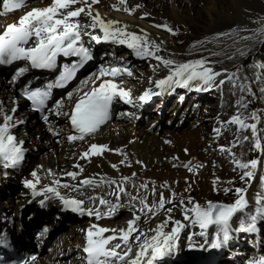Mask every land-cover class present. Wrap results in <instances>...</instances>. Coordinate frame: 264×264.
<instances>
[{
  "label": "bare ground",
  "instance_id": "1",
  "mask_svg": "<svg viewBox=\"0 0 264 264\" xmlns=\"http://www.w3.org/2000/svg\"><path fill=\"white\" fill-rule=\"evenodd\" d=\"M184 1H188L187 3L190 5L188 10L187 6H185L186 8L182 6ZM204 1L206 2H204L205 4L202 6V9H199L196 0H126L127 7L130 9L139 5V8L132 14L114 9L113 6L119 5V0H99V3L93 7L99 11L102 17L119 20L129 25V30L131 31L139 32L140 29L146 30L150 39L158 43L163 42L162 47L164 51L160 54L165 58L175 59L180 54L177 51L175 41L167 31L154 25H167L168 22L174 25L187 24L188 21L195 19V15L205 12L210 21L205 33L217 37L224 35L226 30L231 27L258 29L264 23V0ZM1 3L2 0H0V5ZM50 3L51 0H27L26 5L21 10L16 11L13 17L1 19L0 21L4 20L3 23L6 22L8 24L16 23L31 9L46 7ZM145 14H149L147 18H144ZM97 34H101L99 30H97ZM116 44L112 42L97 44L89 42L87 37H85V46H89V48L97 53L96 56L100 58L98 62L100 67L107 65L114 66L113 64H109L104 56L111 52L115 53L117 51ZM133 56L140 58L132 52L119 54V57H112L113 59L108 55V58L111 62H118L119 60L133 62ZM13 66V64L0 66V102H3V106L7 110L13 108L14 101L18 102L16 116L24 120L25 123L14 128L12 131L18 139L24 141L25 156L23 162L16 168H4L1 165L0 179L5 177L9 181V178H18L21 173H25L26 175L22 176V180L20 181L24 185V191L17 193L15 191L11 197H23L22 193L27 196L33 195V190L25 186L26 180L34 179L31 176L32 171H36L42 178L47 176V170L49 169L56 174L55 177L42 179L40 184L37 185L38 190L48 185L50 179L61 178L63 173L68 171H77L79 173L76 182L84 178H95L99 184L100 177L118 181H122L124 177H128L129 180L124 184V187L131 196L138 195V198H146L148 205L158 208L162 192L166 207L174 209L171 214L172 217L185 224L178 237V240L182 237L180 239L182 241L179 243L177 240V245H180V249L176 248L173 253L174 256L177 254L179 258H186V256L190 255L192 251L190 248L192 246L195 245L198 248L201 246L198 243L190 244L192 242V239L189 240L192 233L190 230L191 224L183 219V209L179 206L180 201L176 204H171L168 201L173 197L171 196L173 192L176 195H186L183 201L190 208L193 204L189 203L188 197H191L193 193H200L197 194V199H192L193 202L205 203L206 196L211 193L213 187L216 189L229 188L236 181L237 174H231L227 168L228 166H226L230 162L231 156L227 157L228 151H220V147L225 145L222 143V139L226 135L224 131L226 126L222 125L226 122L224 120L226 114L229 113L227 99L223 97L224 94H222L221 90L229 77L226 73L220 69L212 68L219 75L211 87H204L193 82L191 86L195 88L201 87L202 90H197L196 88L194 93L188 94V96L190 95L188 100L185 102L182 100L183 103L177 101L175 109L173 108L170 114V119L174 115H179L183 120V125L186 124L187 128L176 129L175 131H165L162 129L167 125L166 120H163L164 116L167 115V111L165 112V109L160 106L161 103L155 104L154 102L148 105L142 115V119L148 113H155L156 117L152 120L155 124L151 123L141 128L137 122H134V117L122 118V116L118 115L116 119L114 118L112 122L106 125L103 131L87 137L84 141L69 142L67 135L71 131L63 118H55L53 122H46L40 115H33L29 112L27 109L28 104L21 96V90L17 89L10 79ZM136 66L138 67L135 68L140 71L146 68L143 60H138ZM156 74L154 71L148 74V78L145 79L142 74L141 76H137L135 73L132 76L117 77L116 80L117 82L123 80V87L130 89L135 99L142 94L139 86H145L144 84L150 82L153 78L152 76ZM134 78H138L143 83L134 81ZM185 89L182 90L184 91ZM177 91H179L180 95L182 94L181 89H177ZM218 91L221 92L219 100L206 104L205 113L191 121L189 118L197 114L199 106L203 102V97L211 98V96H214L213 92ZM179 98H182V96ZM116 103L122 106V100L117 99ZM127 109L126 107L125 110ZM217 127H221L219 135L214 132V129ZM49 129H54L60 135H54ZM90 143L107 145L113 150L121 149L126 153L127 159L124 164H121L120 161L124 160L125 157L114 151H106L103 156L92 157L90 161L79 159L80 154L87 150ZM231 145L228 144L229 147ZM185 149L187 152H185ZM137 161L142 163H137ZM0 163L3 164L2 161ZM76 164L82 166V171L74 168ZM112 164H116L118 168L113 169L110 166ZM259 172L252 180L247 191V197L250 202L247 208L255 206L256 213H258L257 209L260 207L257 204V198L258 196L264 197V161L260 164ZM133 173H135V176H133ZM68 182L75 183L70 178ZM133 184L136 187H133ZM141 184H147V191L139 187ZM1 185L0 183V187ZM165 185L168 187H165ZM153 189H155V192H153ZM84 191L85 195L78 196L75 192H67V190L61 189L62 194L84 199L85 208L92 206L91 202L87 199L88 196L103 197L114 204L118 203L120 207L115 210L116 214L112 218L97 220L95 217H89L86 214L81 215L64 209L65 207L58 198L46 199L43 196H36V208L31 207L30 203L25 200L23 203L24 207L17 210V205L15 208L12 206L11 209L9 207V199L0 197V228L5 226V222L9 225V218L13 217L15 219V232L24 238H28L34 249L37 246V240H39L35 237L36 232L50 225L52 227L51 232H55V238L60 236L59 250H61L62 256H66L67 259L71 258L73 264H84L81 260L83 256L80 250L82 249L79 246L83 245L81 241L82 238L84 241L86 237L85 230L91 225L97 224L100 227L119 230L126 229L127 221L130 218L133 219L134 214L141 215V220L146 218L137 211L140 208L138 201H131L129 195L121 194L119 201H116L114 196L108 195L112 191V188L107 184H99L95 189H85ZM41 200L45 201L44 204H41ZM12 201H14V198ZM133 204L135 205L134 208L132 207ZM99 211L105 213L108 211V208L107 206H100ZM125 211H130L131 214L126 212V216L119 220H114L115 217H119ZM240 213L234 215L230 221V239L228 240L230 246L224 248L222 253L218 252L216 255L217 259L215 260L216 264H251L264 257V226L259 224V220L257 219L254 231H240L239 226L250 223V217L255 215L250 214V216L239 218L238 214ZM166 215L167 213L161 210L155 219H151L150 224L143 227L142 230L155 228L164 220ZM140 221H138V226H140ZM171 227L172 225L169 224L168 229ZM168 229L165 230L167 231ZM111 234L106 233L105 235ZM149 234L151 235L152 233ZM116 243H120V241H112V244ZM184 245L186 247L182 249ZM195 246L194 248H197ZM251 247H254L252 251ZM135 252L136 249L133 248V255ZM243 252H246V255ZM44 257L42 264H47L46 258L53 256L45 252ZM166 258L168 259V257Z\"/></svg>",
  "mask_w": 264,
  "mask_h": 264
},
{
  "label": "snow or ice",
  "instance_id": "2",
  "mask_svg": "<svg viewBox=\"0 0 264 264\" xmlns=\"http://www.w3.org/2000/svg\"><path fill=\"white\" fill-rule=\"evenodd\" d=\"M3 10L0 15H7L11 12L24 7L27 0H2ZM99 0H51L46 7H37L28 11L18 22L7 24L0 32V65H11L14 62L23 61L27 66L19 67L15 76L17 79L23 77L30 69L55 71L58 67V57L78 58L71 65L64 64L55 80L48 82L44 86L32 87L31 85L22 89L23 97L30 102L34 111L45 113L49 110V101L53 95V89L63 88L71 82L78 69L82 68L93 57L90 48L85 46V37L89 42L97 44L101 42H112L119 45H126L128 49L134 51L137 57L143 59H154L158 66L162 65L169 69V74L159 80L150 81L152 87L146 89L138 98H133L131 90L123 87V80L117 82V77L132 76L129 68L123 66H102L98 73L91 74V79L86 81L88 90L80 89L82 95L72 105L70 112H62V101L56 102L53 114L55 116L64 115L68 118L71 132L67 135L69 142L84 141L87 137L95 135L111 118V108L117 99L128 104L137 102H147L154 95H160L165 91L173 90L175 87L188 88L193 82L204 87H211L219 73L215 72L203 59L185 63H177L172 58H165L160 53L164 51L163 42H156L150 39L146 30L140 29L139 32L129 30V25L119 20L107 19L101 16L94 5ZM77 5H79L77 7ZM115 10H123L129 14L134 13L138 8L127 7L126 0H119L118 6H113ZM149 14H145L147 18ZM163 28L165 31L175 34L174 30L167 25H154ZM97 30L101 34H97ZM197 90H202L198 87ZM68 98H71L69 93ZM11 110L5 109L3 102H0V161L4 168H16L25 156L23 147L24 141L18 139L13 133V129L24 124L25 121L16 116L18 102H13ZM246 107V105H245ZM44 120L48 121V116L44 115ZM251 118H256L255 113ZM236 125L238 131L250 130L253 135L257 133L256 123H246L239 114L233 115L224 125ZM54 135L60 133L54 129H49ZM219 135L221 127L214 129ZM248 137H245L247 140ZM233 146H236L235 144ZM254 148L264 152V143L259 142V138L254 142ZM106 151H114L125 157L120 163L124 164L127 159L126 153L121 149H110L107 145L90 143L87 150L79 156L81 160H91L92 157L103 156ZM220 151L230 152V148L220 147ZM185 152L187 150L185 149ZM233 160L236 166L244 171L241 180L251 179L260 161L253 159L249 162H239ZM137 163H142L137 161ZM117 169L116 164L110 165ZM130 166V165H129ZM74 168L82 171L80 164ZM79 173L68 171L63 173L61 178L50 179L48 185L42 189L37 188L41 180L47 177H55L56 174L51 169L47 170L46 177H40L36 171L31 172L33 180H26L25 186L33 190L34 196H43L46 199L58 198L66 210L89 217L112 218L115 210L120 207L118 203L98 196H88L87 199L92 206L85 208V200L77 196L62 194L61 189L67 192H75L78 196L85 195V189H95L99 184H107L112 191L108 193L119 201L121 194L129 195L131 201H138L140 208L137 209L144 217L155 219L156 215L162 210L167 213L164 220L155 228L142 230L138 227L141 215L134 214L132 220L127 221L126 229H109L100 227L97 224L91 225L86 230V246L83 252L86 254V264H158L159 261L173 255L177 248V240L185 224L172 217L173 208L166 207L163 193L160 194L159 206L154 208L147 204L146 198L131 196L124 184L129 180L124 177L122 181L114 179H104L100 177L99 184L95 178H84L77 181ZM135 176V173H133ZM75 183H69L68 179ZM133 187H136L133 184ZM140 188L147 191V184H141ZM165 187H168L165 185ZM225 191H229L225 189ZM155 192V189H153ZM237 199L230 205L208 202L206 207H202L198 202H193L191 208L187 207L183 200L180 207L183 209V219L192 225H198L201 229L199 235L203 236L209 226L216 225L223 233L222 239L219 234L215 242L211 243L212 248H219L223 243L230 239V221L238 212H243L247 207L245 198L246 189L237 188ZM176 195L174 192L171 194ZM98 201V204H97ZM41 200V204H44ZM169 203H175L169 200ZM257 209L258 215L264 217V197L258 196ZM100 206H107L108 211L101 213ZM134 208L135 205L133 204ZM151 214V215H150ZM258 215L250 217L251 222L246 226L241 225L240 231H254ZM169 224L172 225L168 229ZM165 229H168L167 231ZM105 233H112L105 235ZM138 233V234H137ZM149 233H152L151 235ZM119 240L120 243L112 244V241ZM191 240V236L189 237ZM111 245V246H110ZM202 247V246H201ZM133 248L136 249L133 255ZM35 259V257H33ZM254 264H264V257Z\"/></svg>",
  "mask_w": 264,
  "mask_h": 264
},
{
  "label": "rangeland",
  "instance_id": "3",
  "mask_svg": "<svg viewBox=\"0 0 264 264\" xmlns=\"http://www.w3.org/2000/svg\"><path fill=\"white\" fill-rule=\"evenodd\" d=\"M196 1L198 4L197 7L199 9H202V6L205 4L204 2H206L204 0H196ZM187 2L188 1H184L182 6L184 8H186L185 6H187V10H188V7L190 5ZM195 16H196L194 17L195 19L188 21L187 24L174 25L169 22L167 23L168 27L174 30L175 34L169 32L168 33L175 41L177 46V51L180 53L176 59L175 58L172 59H174L177 63H185V62H191V61L203 59L207 62V65L210 66L211 68H217L223 71L224 73H226L229 77L226 83L222 86L221 90H222V94H224L223 97H226L227 99L229 113H227L226 116L223 115L225 116L224 120L228 121L233 115L239 114L241 118L245 120L246 123L257 124L256 135H253L250 130L238 131V126L236 125H226L224 129L226 135H224L222 139L223 140L222 143L225 144L223 146L231 149L230 152H227V157L231 156V158H230V162L227 163L226 166H228L227 168L229 169L231 174H237L236 181L229 188L223 187L216 189L213 187V189H211V193H209L206 196L205 203L209 200H223L225 202H230V201H234V199L237 197V193L235 192V189L245 188L248 191V188L252 180L259 172L261 162L264 161V152H262L260 149L254 148V142H256L258 138H259V142L264 143V60L260 59V54L258 53V48H257L259 43L264 39V23L258 29L256 28L250 29L251 27H237V26L231 27L228 28V30H226L224 35H219L216 37L215 35L205 33L206 27L209 25L210 22L208 15H206V13L204 12ZM116 46H117L116 52H118L119 54L129 53V52L135 54L134 51L128 49L126 45L116 44ZM248 56L251 57V64L246 66L243 64V60ZM138 60H143L146 64V68L145 70H141V71L137 70L136 73L137 76H141L142 74L143 78L146 79L148 78V74H151L155 71L157 74L153 75L152 76L153 78L150 80V81H155V78L161 79L169 74V69L162 65L158 66V62L154 59H143V58L134 57L133 62H135L134 63L135 66ZM134 81L143 83L138 78H136ZM144 85H145L143 86L144 89L142 90L148 89L152 86L150 82ZM220 91L213 92L214 96H211V98L208 97L206 98V96L203 97V102L199 106L197 114L192 115L189 119L192 121L195 118H198L199 115L205 113L206 104L218 101L219 95L221 93ZM181 92H183V90H181ZM176 103L177 102L175 101V99H173V101L170 104L164 107L165 112L167 111V115L164 116L163 120H166L167 125L162 129H164L165 131L168 130L175 131L176 129H183L187 126L186 124L183 125V120L179 115L178 116L174 115L170 119V114L173 111V108L175 109ZM125 109L126 108H124V110ZM253 113H255L256 116L254 120L251 118ZM149 114L150 115L146 119L145 118L139 120L134 119V122H137L138 126L141 128L146 127L151 123L155 124V122H152V120L156 117V114L155 113H149ZM117 116L118 115L116 114L115 119ZM179 123L180 125H178ZM105 128L106 126H104V128H102L97 133L103 131ZM245 137H248V139L245 140ZM228 144L229 145L232 144L231 147H229ZM234 144L236 146H233ZM233 154L235 160L239 162L246 163L253 159H257L258 161H260L257 169L253 170L254 171L253 178H251L250 180L249 179L241 180V176L243 175L244 171L247 170L240 169L236 166L233 160ZM1 165L2 164L0 163V166ZM24 175L26 174L21 173V175L18 178L15 179L9 178V181L6 180L5 177H2L0 179V183L2 184L0 187V197L9 199L10 208L12 206L13 208H15L17 205L18 206L17 210H19V208L22 209V207H24L23 203L25 200L26 202L30 203L31 207L33 208L37 207V203H36L37 198L34 195L27 196L22 193L23 197L22 196L11 197V195H13V192L15 191L16 193L19 191H24L23 188L24 185H22V182H20L22 180V176ZM225 189H228L229 191L226 192ZM197 194L200 193L195 192L193 193V195L191 194L192 196L191 197L189 196L188 199L189 198L197 199L196 198ZM185 196L186 195H175L174 196L175 198L172 197L171 200L176 201L174 203L176 204L178 201L183 200ZM13 198L14 201H12ZM198 203L202 205L203 202H198ZM254 207L255 206H251L247 208L245 211L238 214L239 215L238 217L239 218L247 217L250 216V214L258 215ZM126 212L128 214L130 213V211H125L121 213L119 217H115L114 220L116 221L123 218L124 216H126L127 214ZM145 219L140 221L139 223L140 226H138L139 228L142 229L146 225L150 224L151 219H147V218ZM129 220L132 219L130 218ZM258 220H259V224H262L264 226V217H260L258 215ZM190 227H191L190 230L192 232L190 234L192 237L191 238L192 242H190V244L194 243V240H196L198 244L207 246L210 243L215 242L218 234L221 239L223 236V233L216 225L209 226L208 229L204 230L205 234L203 236L199 235L201 229L199 228L198 225L191 224ZM185 234H187V232H185ZM180 239L178 240L179 243L180 241H182ZM179 246L180 245H177L178 249H180ZM221 246L223 247V249L230 246L229 241L227 243H223ZM185 247L186 246L184 245L182 249H184ZM209 247H211V245ZM253 248L254 247H251V251L253 250ZM215 253L217 255L218 251H216ZM243 254L246 255V252H243ZM184 259H185L184 257L179 258L177 254L175 256L173 254L170 257H168V259L165 258L164 260L159 261L158 264H180Z\"/></svg>",
  "mask_w": 264,
  "mask_h": 264
},
{
  "label": "trees",
  "instance_id": "4",
  "mask_svg": "<svg viewBox=\"0 0 264 264\" xmlns=\"http://www.w3.org/2000/svg\"><path fill=\"white\" fill-rule=\"evenodd\" d=\"M257 48H258V53L260 54V59L264 60V39L259 43ZM243 64L246 66L251 64V57L248 56L244 58Z\"/></svg>",
  "mask_w": 264,
  "mask_h": 264
},
{
  "label": "water",
  "instance_id": "5",
  "mask_svg": "<svg viewBox=\"0 0 264 264\" xmlns=\"http://www.w3.org/2000/svg\"><path fill=\"white\" fill-rule=\"evenodd\" d=\"M245 198H246V201H247V206H248V204H249V200H248V197H247V191H246V193H245ZM208 202H212V203H219V204H225V205H230V204H232L233 202H225V201H223V200H209V201H207L206 203H202V207H206L207 206V204H208ZM239 213V212H238ZM237 214V213H236ZM235 214V215H236ZM182 222V221H181ZM183 223V222H182Z\"/></svg>",
  "mask_w": 264,
  "mask_h": 264
}]
</instances>
